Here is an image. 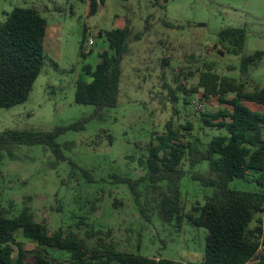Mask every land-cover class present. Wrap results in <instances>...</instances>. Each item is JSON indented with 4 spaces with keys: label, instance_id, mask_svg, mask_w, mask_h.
<instances>
[{
    "label": "rangeland",
    "instance_id": "obj_1",
    "mask_svg": "<svg viewBox=\"0 0 264 264\" xmlns=\"http://www.w3.org/2000/svg\"><path fill=\"white\" fill-rule=\"evenodd\" d=\"M31 6L49 21L45 47L57 65L51 62L45 67L26 103L0 108V134L10 130L51 132L82 119L89 122L85 130H71L59 137L67 161L45 145H15L0 152V206L10 216L28 208L53 232L61 227L75 231L92 246L104 241L119 251L151 258L202 262L207 229L189 223L178 229L158 216L151 223L145 221L128 185L117 183L115 177L135 179L147 174L141 162L146 160L155 134L164 131L175 106L180 109L177 123L193 122L194 135L205 145L228 134L214 128L199 131L203 113L224 108L217 98L206 99L203 90L191 96L180 92V103L175 105L168 85L193 90L200 70L210 66L222 76L242 81L243 55L264 52V0H170L165 9L155 7L153 0H108L96 15H90L89 0H0V22L16 7ZM125 18L131 20L134 36L145 34L142 40L133 37L130 43L118 106L93 119L95 107L76 102L77 84L92 81L85 67H96L100 54L110 50L106 36L100 33L124 26ZM228 27L247 31L242 55L230 54L220 46V32ZM85 31L86 57L81 54ZM91 39L95 40L93 46ZM168 57L171 64L164 71L163 60ZM257 86L264 88V57L250 74L249 90ZM186 97L191 104H184ZM249 105L264 111L263 106ZM70 161L80 169L73 170ZM82 168L92 173L95 182H90ZM185 168L189 174L182 181V193L188 212L198 203L205 204L213 189L194 180L192 174H210L208 162L191 167L186 161ZM230 186L239 191L260 190L254 181L238 179ZM116 199L123 205L116 207ZM18 240L35 247L22 235ZM56 255L68 264L69 255Z\"/></svg>",
    "mask_w": 264,
    "mask_h": 264
},
{
    "label": "trees",
    "instance_id": "obj_2",
    "mask_svg": "<svg viewBox=\"0 0 264 264\" xmlns=\"http://www.w3.org/2000/svg\"><path fill=\"white\" fill-rule=\"evenodd\" d=\"M107 1L89 0L90 15H96ZM169 1L153 0V5L165 9ZM125 20L124 26L100 33L102 37L106 36L110 50L100 54L101 60L96 67H85L92 81L80 80L77 84L76 102L94 106L93 119L101 118L105 109L118 106L124 62L131 52L130 43L133 37L139 41L145 34L141 32L134 36L131 20ZM48 29V19L34 6L16 7L7 14L6 21L0 22L1 109L26 103L45 67L51 62L57 65L46 51ZM246 39L244 28L228 27L220 32V46L237 56L243 54ZM86 42L87 31L81 46L84 57L87 56L84 52ZM263 57L264 52L243 55L242 81L222 76L210 66L200 70L198 86L193 90L184 85L177 89L168 85L175 105L180 103V92L191 96L203 90L206 99L217 98L224 108L215 113H203L199 131L214 128L228 134L205 145L194 135L193 122L177 123L180 109L175 106L164 131L155 134L147 148L148 156L141 162L147 174L135 179L115 177L117 183L128 185L145 221L151 223L158 216L164 224H175L178 229L185 223L207 229L206 255L202 262L151 258L119 251L113 243L104 241L92 246L75 231L61 227L53 232L47 222L39 221L28 208L10 216V212L0 206V264H65L56 253L69 255L68 264H264V111H256L249 105L255 103L264 107V88L257 86L254 91L248 88L251 71L258 67ZM170 64L169 57L163 60L164 71ZM184 102L191 104L187 97ZM87 122L89 119H82L51 132H3L0 134V152L15 145H45L51 147L60 160L67 161L57 142L59 137L71 130H85ZM186 161L191 167L209 163L210 174H192L194 180L213 189L205 204L198 203L188 212L182 193V181L189 174ZM70 162L73 170L80 169ZM81 171L90 182H95L88 169ZM238 179L254 181L260 190L232 189L231 183ZM114 204L116 207L123 205L117 199ZM19 235L33 242L35 247L19 241Z\"/></svg>",
    "mask_w": 264,
    "mask_h": 264
},
{
    "label": "built area",
    "instance_id": "obj_3",
    "mask_svg": "<svg viewBox=\"0 0 264 264\" xmlns=\"http://www.w3.org/2000/svg\"><path fill=\"white\" fill-rule=\"evenodd\" d=\"M90 45H92V46L95 45V40L94 39L90 40Z\"/></svg>",
    "mask_w": 264,
    "mask_h": 264
}]
</instances>
